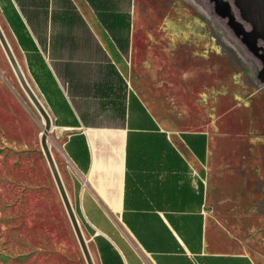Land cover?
Here are the masks:
<instances>
[{"label":"crops","instance_id":"crops-1","mask_svg":"<svg viewBox=\"0 0 264 264\" xmlns=\"http://www.w3.org/2000/svg\"><path fill=\"white\" fill-rule=\"evenodd\" d=\"M5 1L94 263L264 264V204L237 166L130 84L134 0Z\"/></svg>","mask_w":264,"mask_h":264},{"label":"rangeland","instance_id":"rangeland-1","mask_svg":"<svg viewBox=\"0 0 264 264\" xmlns=\"http://www.w3.org/2000/svg\"><path fill=\"white\" fill-rule=\"evenodd\" d=\"M4 5L0 25L31 85ZM133 24L132 88L159 119L207 131L237 166L247 201L264 204V50L245 44L211 0H134ZM41 120L0 45V264H86L40 145ZM48 141L65 183L51 132Z\"/></svg>","mask_w":264,"mask_h":264},{"label":"water","instance_id":"water-1","mask_svg":"<svg viewBox=\"0 0 264 264\" xmlns=\"http://www.w3.org/2000/svg\"><path fill=\"white\" fill-rule=\"evenodd\" d=\"M222 3L219 5V7H216L217 12L222 17L229 15V17L233 19V15H232L233 11H231L232 9H231L230 3L228 1H225L224 4ZM232 3L239 9L242 19L250 22L253 25V28H254L253 40L254 41L260 40L264 42V0H232ZM236 25L237 26H235V28L239 27L240 24L236 23ZM236 33L239 34V32L237 31ZM0 45L22 89L24 90L26 95L29 97L30 101L33 103L37 111L40 113V115L44 119V127L40 133V145H41L43 154L47 161L48 167L51 171L52 177L54 179L55 185L57 187V190L59 192V195L65 207V210L67 212V215L70 219L71 225L75 232L76 238L80 245L82 254L86 261V264H95L92 258L91 252L89 250L87 241L82 233V229L80 227V223L78 221L77 215L74 211L72 203L64 187V183L62 181L58 167L56 166V163L54 161L52 151L49 145L48 136L52 130L51 117L47 109L43 105L42 101L40 100V98L35 93L32 86L28 82L20 64L18 63V60L16 59V56L14 55L12 51V48L10 47L8 40L6 39V36L4 34V31L1 25H0ZM260 58L261 60L264 61V56L260 55ZM262 65L263 66L261 70L259 71V76H261L262 80L264 81V63L263 62H262Z\"/></svg>","mask_w":264,"mask_h":264},{"label":"flooded vegetation","instance_id":"flooded-vegetation-1","mask_svg":"<svg viewBox=\"0 0 264 264\" xmlns=\"http://www.w3.org/2000/svg\"><path fill=\"white\" fill-rule=\"evenodd\" d=\"M211 1L213 2L215 9L216 7H219V5L222 2H223L222 4H224L225 1H228L232 9L231 11H233L232 12L233 19H231L229 15L225 16L224 18L228 20V24L230 25V27H232L235 30V32L236 31L239 32L238 35L242 37L243 42H245V44H247L249 47L253 48L254 51L260 52L264 50V42L260 40H256V41L253 40L254 37L253 25L250 22L242 19L239 9L235 5H233L232 0H211ZM236 23L240 24L239 27L237 28H235V26H237ZM260 43H262L263 45H261ZM261 61L264 63L263 60Z\"/></svg>","mask_w":264,"mask_h":264},{"label":"bare ground","instance_id":"bare-ground-1","mask_svg":"<svg viewBox=\"0 0 264 264\" xmlns=\"http://www.w3.org/2000/svg\"><path fill=\"white\" fill-rule=\"evenodd\" d=\"M5 34V33H4ZM5 36H6V34H5ZM6 39H7V36H6ZM8 40V39H7ZM9 42V41H8ZM10 44V43H9ZM10 47H11V45H10ZM12 48V47H11ZM13 51V50H12ZM14 53V52H13ZM15 55V54H14ZM17 59V58H16ZM19 63V62H18ZM41 125H42V130H43V127H44V120H41ZM41 130V131H42ZM50 145V144H49ZM53 155V154H52ZM53 158H54V156H53ZM55 161V160H54ZM57 166V165H56ZM87 241V240H86Z\"/></svg>","mask_w":264,"mask_h":264}]
</instances>
